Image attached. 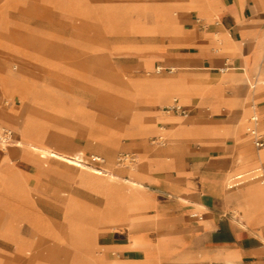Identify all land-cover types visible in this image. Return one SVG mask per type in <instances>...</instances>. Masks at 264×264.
<instances>
[{"label":"crops","instance_id":"1","mask_svg":"<svg viewBox=\"0 0 264 264\" xmlns=\"http://www.w3.org/2000/svg\"><path fill=\"white\" fill-rule=\"evenodd\" d=\"M144 3L149 4L146 22L128 28L149 49L138 67L162 62L155 67L158 73L191 70L132 81L128 90L141 97L133 119L139 133L163 137L161 143L139 141L137 167L121 176L143 183L146 204L119 213L110 228L97 230L93 249L86 247L78 227L94 223L102 209L115 212L126 186L83 167L93 178L87 185L104 197V206L92 218L65 219L76 250L72 264H101L97 257L142 260L144 254H157L156 264H264V147L255 145L250 132L252 113L264 115V80L259 79L264 72V0ZM5 31L2 35L9 38ZM54 70L51 64L50 76L61 74ZM26 75L18 79L24 85L29 81V89L19 95L21 106H12L17 120L7 117L11 125L0 124L19 134L14 144L40 157L54 156L43 148L83 157L81 149L68 150L32 135L26 112L41 79ZM3 97L0 89V107L9 109L1 106ZM174 98L186 109L185 118L150 108ZM259 127L264 132V119ZM28 173L8 148L0 147V237L15 244L12 251L0 248V264H34L25 253L27 246L59 234L50 219L23 211L32 204ZM58 176L67 185V174ZM6 209L14 211L8 216ZM26 217L29 222H23ZM134 236L141 245L134 244Z\"/></svg>","mask_w":264,"mask_h":264},{"label":"rangeland","instance_id":"2","mask_svg":"<svg viewBox=\"0 0 264 264\" xmlns=\"http://www.w3.org/2000/svg\"><path fill=\"white\" fill-rule=\"evenodd\" d=\"M145 1L0 0V29L3 28L0 30V89L4 95L1 106L10 107V110L0 107V121L7 124V117L17 120L12 106L19 108V95L29 89V81L24 85L18 78L23 73L33 75L41 81L29 95L26 112L32 135L68 150L81 149L84 160L80 162L108 168L120 176L136 168L140 161L138 142L150 144L157 133H139L133 119L141 97L128 88L135 79L191 70L179 68L173 73H158L155 67L162 62L147 68L138 67L149 49L142 45L143 38L131 34L128 28L146 22L149 4ZM8 23L10 28H5ZM4 31L9 38L2 35ZM3 57L7 59L5 65L1 63ZM51 64L55 72L61 73L59 76L49 75ZM259 79L264 80V72ZM172 102L150 108L177 114L166 110ZM180 115L186 117L184 113ZM261 118L264 119L263 113ZM18 136L14 130L13 138ZM3 146L0 143V147ZM6 146L14 162L31 172L27 184L34 187L32 204L23 211L50 219L59 233L47 235L35 246H27L26 255L34 264L74 263L76 250L69 241L72 231L65 219H89L104 206V197L87 185L93 180L92 175L89 171L86 174L82 166L64 159L40 157L38 152L22 149L14 141ZM126 153H134L136 161L120 163L119 156ZM92 155L100 156L101 160ZM61 172L67 174L64 180L69 187L61 184L58 176ZM70 185L75 190L72 196ZM143 207L145 205L131 207L117 201L115 212L110 208H106L107 213L100 210L93 218L94 223L84 221L77 232L84 236L85 246L93 249L98 229L110 228L119 213ZM13 211L6 209L5 215ZM23 222H29L27 217ZM133 242L141 245L136 236ZM14 247V241L0 237V248L12 251ZM156 255L144 254L142 260L133 261L97 259L101 264H156Z\"/></svg>","mask_w":264,"mask_h":264},{"label":"bare ground","instance_id":"3","mask_svg":"<svg viewBox=\"0 0 264 264\" xmlns=\"http://www.w3.org/2000/svg\"><path fill=\"white\" fill-rule=\"evenodd\" d=\"M2 21V20H1ZM4 21V20H3ZM2 21V22H3ZM1 24V23H0ZM0 30H3V28H1ZM7 52V51H6ZM8 53V52H7ZM9 54V53H8ZM20 64V63H19ZM246 97V96H245ZM10 110V109H8ZM253 114V113H252ZM243 115V114H242ZM251 116V115H250ZM8 124V123H7ZM17 140V139H16ZM4 146L2 147L3 149L7 148L8 146H6L5 143ZM34 149V148H33ZM44 151L48 152L49 154H52L54 156H58L63 158L64 160L70 162V163H74L77 164L79 166H82L84 168H86L87 170H90L91 172H93L96 175H101V176H109L110 178H112L113 180H119L121 181L123 184H125L126 186V190L121 194V196L117 199L118 201H121L127 205H130L131 207L133 206H138V205H145L146 204V197L143 194V190H144V185L143 183H141L139 180L135 179V178H126V177H121L119 174H117L115 171H112L108 168H104V169H100V168H96V167H92L90 165H86L83 162H80V160H84L83 157L80 154H65L62 152H59L55 149H44ZM75 151V150H73ZM87 163V162H86ZM72 196V195H70ZM69 196V197H70ZM46 233V232H45ZM90 244V243H88ZM164 251V250H163ZM115 262L118 261L116 259H113Z\"/></svg>","mask_w":264,"mask_h":264},{"label":"built area","instance_id":"4","mask_svg":"<svg viewBox=\"0 0 264 264\" xmlns=\"http://www.w3.org/2000/svg\"><path fill=\"white\" fill-rule=\"evenodd\" d=\"M229 64V59L226 60V66L225 68H227ZM163 68L162 67H158L157 70L161 71ZM166 110L168 112H175V113H185L186 109L179 103L177 98H174L173 102L169 105L166 106ZM261 114L258 112H254L252 114V116L250 117L251 120V135H252V139L255 143V145L259 148L264 147V132L260 129L259 127V123L261 121ZM13 140V130L5 125L0 124V143H11ZM153 142H163V137L159 136V137H155L153 140ZM92 157L94 159L97 160H101L100 156L97 155H92ZM120 163H126L129 164V162H134L136 161V157L135 154H130V153H126V154H122L121 156H119L118 158Z\"/></svg>","mask_w":264,"mask_h":264}]
</instances>
